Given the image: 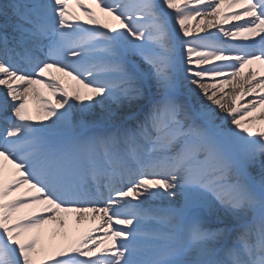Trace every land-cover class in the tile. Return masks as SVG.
Masks as SVG:
<instances>
[{
  "label": "snow or ice",
  "instance_id": "6c2138e0",
  "mask_svg": "<svg viewBox=\"0 0 264 264\" xmlns=\"http://www.w3.org/2000/svg\"><path fill=\"white\" fill-rule=\"evenodd\" d=\"M0 15V264H264V73L242 75L264 65V0H9ZM197 18L215 31L185 39ZM61 213L104 230L33 231L67 229Z\"/></svg>",
  "mask_w": 264,
  "mask_h": 264
},
{
  "label": "bare ground",
  "instance_id": "6f19581e",
  "mask_svg": "<svg viewBox=\"0 0 264 264\" xmlns=\"http://www.w3.org/2000/svg\"><path fill=\"white\" fill-rule=\"evenodd\" d=\"M229 11H232L231 9ZM97 13L101 16L102 19H106L109 20L110 22H114L112 21L111 17H108L106 13L100 11L99 8H97ZM199 24V18H197L196 20H193L190 24V30L193 31L195 30L196 26ZM200 27H202L204 29V31L202 33H204L205 31L210 32V31H215V29H209L207 24H202L200 25ZM195 32V31H194ZM197 33V32H196ZM200 34V33H199ZM195 38L194 35L190 36V37H185V39H193ZM252 68L256 70V75L257 78H259V73L263 72L264 73V65L260 64L259 62H256L252 65H248L245 67L244 69V73H242V75H244L246 78L249 77V72L248 69ZM52 73H55L56 75L61 76L64 81H65V85L69 88V90L71 91L74 87H75V82L71 79V77H67L64 76L62 73H57L54 69L52 70ZM206 83H211L212 81H204ZM234 83H242V81L239 80V78L234 81ZM41 88H43V86H40ZM245 87H248V85L245 84ZM0 91H2V88H0ZM43 91L45 92V94L47 96H50L51 98H58L57 96H54L52 94V90L48 89V88H43ZM225 91H227L229 93V97L232 95H235L237 93H239L240 88L239 87H232L231 85H227L225 86ZM264 93H260L259 89H257V92L255 95H261ZM220 95V93L218 92V96ZM229 97H225V101L230 103V99ZM202 99V98H201ZM30 106L35 108V105L38 104H42L43 102H37L35 100H30ZM97 111H99V109H97ZM258 114V113H257ZM221 115H223V113H221ZM13 168V166L9 163L6 165V174L8 172L11 171V169ZM27 188V185L22 186L18 191H13L11 196L6 197L7 200H11L17 196H20L25 189ZM30 208H24L21 211L23 213H27ZM70 213H61L60 215H65L67 217L68 220V226L67 229L61 227L57 222H53L50 221L49 223H47L46 225L42 226V229L40 230H33L34 232L39 231L41 233V235L43 236L45 241H49L53 239V232L55 230H59L55 236V240L57 242H68V240L71 239H76L78 237H80L81 235H83V233L89 229L93 230V236H99L103 230H104V225L101 223V221L99 219L97 220H93L91 219V215L92 214H86L85 218L83 220L77 221V214L73 213L71 215H69ZM71 220V221H70ZM65 231H67L69 233L68 238L66 239L64 236Z\"/></svg>",
  "mask_w": 264,
  "mask_h": 264
}]
</instances>
